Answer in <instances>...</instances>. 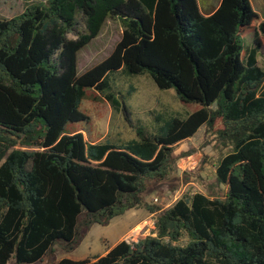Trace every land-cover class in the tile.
<instances>
[{"label": "trees", "instance_id": "obj_1", "mask_svg": "<svg viewBox=\"0 0 264 264\" xmlns=\"http://www.w3.org/2000/svg\"><path fill=\"white\" fill-rule=\"evenodd\" d=\"M113 18L121 41L79 76L80 51ZM252 33L243 58V35ZM263 44L264 20L250 0H222L210 14L197 0H47L0 19V264H36L58 246L72 252L93 225L144 206L157 214L155 236L55 264H264ZM119 71L149 75L201 109L157 133L137 127L125 142L67 132L87 119L79 108L88 90L119 105L110 82ZM218 120L216 138L231 149L215 173L225 194L148 206L149 184L177 167L175 147Z\"/></svg>", "mask_w": 264, "mask_h": 264}, {"label": "rangeland", "instance_id": "obj_2", "mask_svg": "<svg viewBox=\"0 0 264 264\" xmlns=\"http://www.w3.org/2000/svg\"><path fill=\"white\" fill-rule=\"evenodd\" d=\"M47 0H0V19H11L23 13L31 4ZM203 14L214 12L222 0H197ZM254 10L264 20V0H250ZM80 32L85 24L79 19ZM123 25L118 18L107 20L100 35L84 47L78 57V75L81 76L96 67L116 49L122 39ZM72 39L76 37L71 35ZM243 58L254 47L255 35L245 34ZM258 65L264 70V44L261 47ZM112 91L119 101L114 106L97 89L87 91L89 99L82 102L79 110L87 117L85 121L69 124L67 132H83L90 143H119L137 139V127L157 133L165 122L172 118L186 119L199 111L200 106L181 101L174 90H160L149 75L128 76L123 71L110 78ZM223 124L218 120L213 130L207 132L204 126L190 139L182 141L174 149L177 167L163 182H151L145 194V203L163 210L171 207L186 195L205 194L221 196L226 189L217 185L216 168L221 158L231 149L217 140V130ZM158 199V202L155 201ZM145 206L129 211L115 218L109 225H93L84 233L80 246L72 252L56 247L53 255L46 256L36 264H55L63 259L93 261L122 241L137 242L147 236H155V217ZM148 216V217H145ZM123 239V240H122ZM184 238L182 243H186ZM9 264H16L13 259Z\"/></svg>", "mask_w": 264, "mask_h": 264}, {"label": "crops", "instance_id": "obj_3", "mask_svg": "<svg viewBox=\"0 0 264 264\" xmlns=\"http://www.w3.org/2000/svg\"><path fill=\"white\" fill-rule=\"evenodd\" d=\"M134 210V209H133ZM128 213V212H127ZM150 215H151V217H155V220L154 221H156V218H157V214H153V213H149ZM145 217H148V216H145ZM123 240V239H122ZM108 252V251H107ZM107 254V253H106ZM105 254V255H106ZM102 256H104V255H102ZM94 261V260H93Z\"/></svg>", "mask_w": 264, "mask_h": 264}, {"label": "built area", "instance_id": "obj_4", "mask_svg": "<svg viewBox=\"0 0 264 264\" xmlns=\"http://www.w3.org/2000/svg\"><path fill=\"white\" fill-rule=\"evenodd\" d=\"M156 202H158V199H155Z\"/></svg>", "mask_w": 264, "mask_h": 264}]
</instances>
